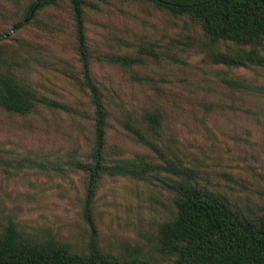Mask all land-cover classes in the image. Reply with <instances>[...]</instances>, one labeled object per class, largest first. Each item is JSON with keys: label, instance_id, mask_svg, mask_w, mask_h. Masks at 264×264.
<instances>
[{"label": "rangeland", "instance_id": "rangeland-1", "mask_svg": "<svg viewBox=\"0 0 264 264\" xmlns=\"http://www.w3.org/2000/svg\"><path fill=\"white\" fill-rule=\"evenodd\" d=\"M89 1L95 5L85 13L91 72L111 111L108 150L181 161L209 189L243 208L264 210V96L220 84L208 58L213 48L188 17L142 0ZM15 4L0 0L3 66L68 110L42 108L25 117L0 111V231L12 220L24 237L53 236L72 252L87 253L84 176L66 163L84 155L92 140L70 11L65 4L45 9L16 30ZM122 55L139 61L123 66L108 60ZM233 73L264 83L261 70ZM146 113L159 115L155 133L143 120ZM125 121L163 157L137 141ZM172 197L153 178H102L91 204L102 251L172 264L174 256L158 250L159 225L171 218Z\"/></svg>", "mask_w": 264, "mask_h": 264}, {"label": "trees", "instance_id": "trees-1", "mask_svg": "<svg viewBox=\"0 0 264 264\" xmlns=\"http://www.w3.org/2000/svg\"><path fill=\"white\" fill-rule=\"evenodd\" d=\"M20 6L13 22L16 30L27 26L45 9L68 6L83 87L91 108V146L84 154L67 160L70 170L83 174L84 215L89 224L88 252H72L69 245L47 236L43 240L24 237L14 221L0 231V264H162L138 257H117L102 251L91 204L105 176L156 179L173 193L171 218L158 229V250L174 256L172 264H264V210L255 212L199 183L197 173L181 161L167 160L140 128L129 121L124 126L137 141L163 157L158 163L143 154L114 156L108 150L109 99L91 72L92 50L85 25L89 0H10ZM173 16H186L200 27L212 46L208 53L216 66L215 76L231 91L264 96V83L236 75V70L264 71V0H142ZM16 5V4H15ZM1 40V39H0ZM1 56V53H0ZM112 63L132 66L139 58L109 56ZM0 59V111L20 117L37 114L42 108L68 110L57 100L41 94L10 65ZM143 120L155 133L159 115L146 113Z\"/></svg>", "mask_w": 264, "mask_h": 264}]
</instances>
